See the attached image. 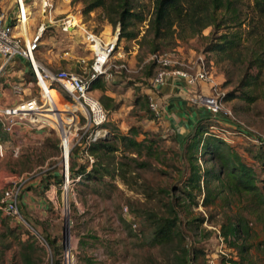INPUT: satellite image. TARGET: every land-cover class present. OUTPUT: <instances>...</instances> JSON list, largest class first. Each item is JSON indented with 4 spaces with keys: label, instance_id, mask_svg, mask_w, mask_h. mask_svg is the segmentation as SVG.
<instances>
[{
    "label": "rangeland",
    "instance_id": "374dc122",
    "mask_svg": "<svg viewBox=\"0 0 264 264\" xmlns=\"http://www.w3.org/2000/svg\"><path fill=\"white\" fill-rule=\"evenodd\" d=\"M140 3L145 5V14L151 16V5L145 1ZM70 6L72 14L80 17L77 20H81L88 31L100 36L103 43L117 38L119 55L112 59L108 77L101 79L106 91H93L92 95L100 102L101 97L112 99L109 103L112 108L107 110L109 133L116 130L120 135L129 136L133 129L139 134L138 141H144V146L138 157L121 147L113 156H97L90 171L107 170L109 174L102 180L87 181L78 175L65 177L63 151L55 124L50 123L44 135L31 144L19 145L17 154L13 152L12 160L7 161V166H11L7 170L18 176L16 183L21 188L33 180H39L44 187L53 185L57 205L47 211L44 220L29 217L31 222L28 224L34 231L14 222L12 251L15 264H22L20 255L24 245L31 248V252H24L32 255L34 264H63L65 249L69 253V264H174L182 248L189 250L190 264L211 261L220 264L224 260L240 258L248 263L264 264V247L261 245L264 242V211L259 205L261 198L264 199V166L253 157L261 145L257 139L264 138V70L260 75L261 86L256 92L258 98L248 104L238 98L246 68L240 62L217 64L214 55L205 52L212 28L203 30L193 39L181 40L174 35V39L155 42L150 35L143 38L146 21L141 25L137 40L122 39L119 42L120 27L109 25L101 10L83 16L82 3L71 0ZM250 6L251 0H244V23L252 15ZM52 32L46 34L47 46L40 49L39 63L53 72L85 70L91 55L82 44L83 34ZM223 33L226 31L221 30L218 35ZM154 46L159 47L155 53L152 52ZM48 49L49 53L46 52ZM154 55H170L190 67L203 56L211 65L210 81L212 78L217 81L214 87L230 115L223 124L212 122V127L206 126L207 134L203 136L222 139L225 147L221 153L229 162L224 165L226 160L207 155L201 147L194 152L195 165L201 175L199 189L188 184L191 168L185 155L186 145L176 141L163 120L156 119L150 111L149 80L159 68L151 59ZM77 58L86 63H78ZM34 59H38L36 55ZM56 91L65 97L61 90ZM50 93L54 95L55 92ZM232 93L237 98L225 101ZM229 149L254 176L256 198L229 177V166L234 159ZM76 167L70 162L74 173ZM53 177L72 182L68 188L64 184L59 188L52 183ZM24 179L28 181L23 182ZM171 207L178 214L177 237L167 246H151L152 222L169 217ZM234 225L242 227L235 242L228 233ZM51 241L59 246L56 252L48 244ZM9 259L11 256L6 257L4 263L10 264Z\"/></svg>",
    "mask_w": 264,
    "mask_h": 264
},
{
    "label": "trees",
    "instance_id": "16d2710c",
    "mask_svg": "<svg viewBox=\"0 0 264 264\" xmlns=\"http://www.w3.org/2000/svg\"><path fill=\"white\" fill-rule=\"evenodd\" d=\"M83 4V16H88L95 10H101L103 19L112 27H120L119 42L135 41L140 35V28L147 21L146 30L143 38L152 36L155 42L163 41L168 38L181 40L193 39L199 36L203 30L212 28L211 40L205 48L206 54H213L215 62H240L246 68V77L241 83V91L238 98L251 104L257 100L256 92L261 86V72L264 70V0H251L250 14L247 18L248 22L244 23L242 18V7L244 0H74ZM141 1L148 2L152 8V14H145V5ZM73 3V1H72ZM149 16V17H148ZM225 30L226 33L218 35L219 31ZM159 47L154 46L152 52L155 53ZM256 71L252 74L251 72ZM106 85L101 79L93 81L91 90L106 91ZM55 95V93H52ZM234 98V94H228L225 101ZM111 98L101 97V104L106 110H111L109 103ZM224 122L227 120L222 119ZM209 121H200L193 133L184 141L186 145L185 155L191 168V176L188 184L191 188H200V169L196 162L197 152L201 147L203 151L210 156H216L224 161V165L229 162L228 158H224L221 149L225 147V143L217 136L210 135L208 138L203 136L207 134L206 126L212 127ZM139 134L135 130L130 131L129 136H123L114 130L100 142L93 144L90 153L97 156H113L120 150L125 149L129 154L140 156L144 141H138ZM177 141V139H176ZM119 145H117V144ZM260 147L255 153V160H258L264 166V139H259ZM234 156L232 165L229 166V177L234 180L235 184L243 191L254 192L256 190L254 176L249 168L239 161L238 156L231 150ZM82 168V169H81ZM75 173L71 171V175L84 177L87 181H98L108 175L107 170L99 172L98 169H92L85 172V168L81 167ZM99 172V173H98ZM52 183L59 188L63 184L61 177H53ZM75 178V177H74ZM48 189V186H46ZM253 197H257L253 193ZM259 205L264 211V199L261 198ZM170 215L167 218L158 219L152 222V233L149 237L151 246H167L173 243L177 237L175 232L179 222L178 214L174 207L170 208ZM13 232V230H12ZM229 235L236 238L242 233L240 225L232 226ZM227 236V234H225ZM49 246L56 250L59 249L55 241L48 242ZM264 247V242L261 243ZM30 250L28 245H24L21 253L22 264H34L32 255L26 254L24 251ZM244 252L245 248H241ZM180 257L175 258L174 264H190V252L182 248ZM220 264H252L245 261L244 258L239 260L222 261Z\"/></svg>",
    "mask_w": 264,
    "mask_h": 264
},
{
    "label": "built area",
    "instance_id": "2783aa9c",
    "mask_svg": "<svg viewBox=\"0 0 264 264\" xmlns=\"http://www.w3.org/2000/svg\"><path fill=\"white\" fill-rule=\"evenodd\" d=\"M3 6V0H0V57L6 62L17 57L28 61L35 86L38 88L36 95L21 100L15 106L0 109V118L5 121L6 131L12 132L16 125L21 124L45 128L51 126L50 123L55 124L63 151L65 177H71L70 162L77 166L75 171L84 167L86 172H89L96 160V157L90 153L92 145L104 140L109 135V131L106 129L108 111L99 99L92 95L91 86L93 81L108 77L112 59L119 55L117 38L114 37L103 43L101 37L88 31L81 20L74 25V14L65 16L59 21L58 30L68 35L82 33L84 37L82 44L89 50L91 57L88 59V63L82 58L76 59L78 63H86V68L83 71L53 72L40 64L39 60L34 59L48 29L40 25L34 34L28 35V16L24 11L16 13L8 21ZM54 9V0H40L41 13L48 19L52 18ZM67 54L65 53V55ZM151 59L158 63L159 68L149 80V108L158 120L161 119L162 109L156 99V90L165 84L170 74L182 79L189 88L211 82L209 67L211 65L203 56L196 59L194 67L185 66L170 55L160 57L154 55ZM176 65L180 68H176ZM12 89L16 94L22 93V87L19 85H14ZM56 89L61 90L65 97L59 94ZM50 91H54L55 95H51ZM218 96L215 87H212L209 96L196 94L190 99V102L196 107L205 108L215 119L219 117L228 120L230 115L225 111ZM259 139H257L258 142ZM16 150L14 155L17 154ZM71 182L70 180L63 181L64 187L68 188ZM20 196L21 186L12 182L0 197V211L15 223L25 225L34 231L28 224L29 221L20 212ZM68 261L69 253L65 249L63 264H69ZM208 264L216 263L211 261Z\"/></svg>",
    "mask_w": 264,
    "mask_h": 264
},
{
    "label": "crops",
    "instance_id": "0c3cea01",
    "mask_svg": "<svg viewBox=\"0 0 264 264\" xmlns=\"http://www.w3.org/2000/svg\"><path fill=\"white\" fill-rule=\"evenodd\" d=\"M71 0H54L55 9L52 18L48 19L42 15L40 10V0H3L4 10L10 21L17 11H24L27 17V33L32 35L36 32L40 25L48 29L47 34L53 30H58L59 21L68 15H73ZM80 17L75 15L73 23L78 24ZM53 33V32H52ZM40 49H45L47 44L44 39ZM49 53V49L46 50ZM37 60L41 59L40 50L35 53ZM22 87V93L16 94L13 86ZM217 86V81L212 78L211 82L201 83L196 88H189L185 82L174 76L169 75L164 85L157 88L156 99L161 105V119L165 126L175 135L180 143H184L186 139L193 133L196 125L200 121H209L223 124L224 121L217 117L216 119L210 115L205 108L196 107L191 104L190 99L196 94L209 96L211 88ZM38 93L35 86L34 78L31 74L30 63L25 59L17 57L12 61L6 62L0 57V109L15 106L23 99H28L32 95ZM149 92L147 91V96ZM5 121L0 118V197L3 191L8 188L12 182L16 183L18 176L10 174L7 169V161L12 160V153L19 145L31 144L41 135H44L45 127H30L27 125H16L12 132L6 131ZM23 179V175L20 180ZM24 179L23 182H27ZM22 184V183H21ZM54 186L48 185V189L40 184L39 180L28 182L21 188V196L19 200V209L22 215L30 221L29 217L44 220L47 211L56 207L54 201ZM27 214V215H26ZM31 222V221H30ZM15 227L14 221L0 211V264L4 263L6 257L11 256L10 264H15L16 257L13 253L12 230Z\"/></svg>",
    "mask_w": 264,
    "mask_h": 264
},
{
    "label": "bare ground",
    "instance_id": "6f19581e",
    "mask_svg": "<svg viewBox=\"0 0 264 264\" xmlns=\"http://www.w3.org/2000/svg\"><path fill=\"white\" fill-rule=\"evenodd\" d=\"M76 23H74V25H75ZM68 227V226H67ZM69 239V238H68ZM66 242H67V240H66Z\"/></svg>",
    "mask_w": 264,
    "mask_h": 264
},
{
    "label": "water",
    "instance_id": "95a60500",
    "mask_svg": "<svg viewBox=\"0 0 264 264\" xmlns=\"http://www.w3.org/2000/svg\"><path fill=\"white\" fill-rule=\"evenodd\" d=\"M66 233H67V232H65V236H66ZM65 240H66V239H65Z\"/></svg>",
    "mask_w": 264,
    "mask_h": 264
}]
</instances>
